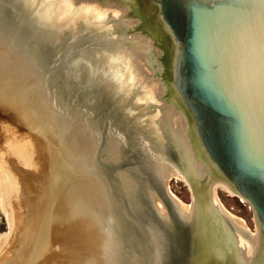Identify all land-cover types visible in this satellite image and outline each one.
<instances>
[{
    "label": "water",
    "instance_id": "95a60500",
    "mask_svg": "<svg viewBox=\"0 0 264 264\" xmlns=\"http://www.w3.org/2000/svg\"><path fill=\"white\" fill-rule=\"evenodd\" d=\"M0 187V264H264V0H0Z\"/></svg>",
    "mask_w": 264,
    "mask_h": 264
},
{
    "label": "rangeland",
    "instance_id": "374dc122",
    "mask_svg": "<svg viewBox=\"0 0 264 264\" xmlns=\"http://www.w3.org/2000/svg\"><path fill=\"white\" fill-rule=\"evenodd\" d=\"M168 187L182 203H190L189 188L183 180L173 178L168 181ZM219 202L225 207L227 211L241 218L250 232H254V222L252 211L249 205L242 201L239 197L229 194L224 190H217L216 192ZM5 195L0 187V249L3 247L7 239L9 238L11 228H9L8 214L10 208Z\"/></svg>",
    "mask_w": 264,
    "mask_h": 264
},
{
    "label": "bare ground",
    "instance_id": "6f19581e",
    "mask_svg": "<svg viewBox=\"0 0 264 264\" xmlns=\"http://www.w3.org/2000/svg\"><path fill=\"white\" fill-rule=\"evenodd\" d=\"M175 178H178V177H175ZM178 180H182V179H180V178H178ZM219 189H221V190H224V189H222V188H220V187H217V190H219ZM225 191V190H224ZM227 192V191H226ZM230 194V193H229ZM231 195H234V196H236L235 194H231ZM238 197V196H237ZM240 198V197H239ZM243 202L245 201V200H243L242 198H240ZM250 231V230H249Z\"/></svg>",
    "mask_w": 264,
    "mask_h": 264
},
{
    "label": "flooded vegetation",
    "instance_id": "af4514ba",
    "mask_svg": "<svg viewBox=\"0 0 264 264\" xmlns=\"http://www.w3.org/2000/svg\"><path fill=\"white\" fill-rule=\"evenodd\" d=\"M169 188V187H168ZM169 191L172 193V191L169 189ZM248 228V227H247Z\"/></svg>",
    "mask_w": 264,
    "mask_h": 264
}]
</instances>
